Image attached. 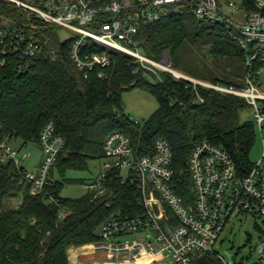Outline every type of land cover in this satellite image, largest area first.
Segmentation results:
<instances>
[{
	"label": "trees",
	"instance_id": "trees-1",
	"mask_svg": "<svg viewBox=\"0 0 264 264\" xmlns=\"http://www.w3.org/2000/svg\"><path fill=\"white\" fill-rule=\"evenodd\" d=\"M255 1L243 0L241 6L259 11ZM6 17L17 16L2 3L0 26ZM45 34L55 57L44 54L21 76L13 60L0 69V142H18L20 149L29 144L41 147V133L53 123L64 147L49 173V186L39 195H33L32 185L24 180L28 171L0 153V264H70L68 250L100 241V229L110 218L143 214L137 185L123 184L119 172L108 176L102 196L89 192L79 198L62 197L66 173L88 171L90 162L104 160L105 140L114 132L128 137L138 156L153 154L158 140L169 143L174 189L187 206L193 200L189 161L200 142L226 150L244 172L252 167L256 124L242 121V114L251 112L244 99L176 79L168 72L152 74L134 58L116 53L111 55L110 67L96 69L85 78L70 61V41L60 43L53 29ZM137 41L148 58L160 62L166 57L175 71L197 81L245 84L246 53L220 25L201 23L192 16L174 17L142 28ZM189 45L209 47L211 56L221 61L242 63L244 75L226 68L210 71L202 65L180 72L176 55ZM134 89L150 93L159 105L142 125L132 121L122 106L123 94ZM63 209L69 213L61 218ZM192 264L224 263L209 254Z\"/></svg>",
	"mask_w": 264,
	"mask_h": 264
},
{
	"label": "built area",
	"instance_id": "built-area-1",
	"mask_svg": "<svg viewBox=\"0 0 264 264\" xmlns=\"http://www.w3.org/2000/svg\"><path fill=\"white\" fill-rule=\"evenodd\" d=\"M2 3L17 17L4 18L0 26V69L13 60L16 74L21 76L44 54L55 57L45 30L55 33L61 28L70 38L61 40L55 34L60 43L70 41V61L85 78L96 69L110 67L112 54L132 57L152 74L161 70L176 79L244 99L264 144V94L258 87L264 66V0L255 1L259 11H247L232 0H0ZM180 16H192L228 31L246 53L243 87L197 81L175 71L166 57L155 62L143 53L137 41L139 31ZM40 142L45 157L39 171L27 172L24 177L32 185L33 195L44 193L49 186V173L64 147L53 123L45 126ZM0 153L18 168L29 157L19 158L20 152L5 142H0ZM104 155L103 172L87 185L88 190L95 197L104 195L108 176L119 172L123 184L137 185V201L144 212L110 218L100 229L101 240L87 245L93 253L129 264H192L202 256L216 254L224 264H230L219 252L227 225L247 218L264 224V150L260 160L244 172L223 148L209 141L197 144L189 161L193 185L189 206L175 192L174 156L167 141L158 140L153 154L138 156L129 138L114 132L105 140ZM124 170L129 171L127 177L122 175ZM152 194L158 198H150ZM68 213L63 209L60 217ZM126 236L137 239L119 240ZM257 250L264 254V243ZM258 264H264V259Z\"/></svg>",
	"mask_w": 264,
	"mask_h": 264
},
{
	"label": "rangeland",
	"instance_id": "rangeland-1",
	"mask_svg": "<svg viewBox=\"0 0 264 264\" xmlns=\"http://www.w3.org/2000/svg\"><path fill=\"white\" fill-rule=\"evenodd\" d=\"M237 5H241L243 0H232ZM55 33L58 34L61 40L70 38V33L67 30L57 28ZM176 61L180 72L184 73L189 67L201 65L208 68L210 71L215 70H232V72L241 76L245 73V67L242 63H235V61H221L211 56L209 47H202L198 45H189L183 51H180L176 55ZM236 64V66H235ZM198 73V70H194ZM162 73L161 70L157 71ZM153 81V80H152ZM258 87L264 94V66L261 69L259 75ZM122 106L124 113L129 118L140 125L143 124L157 109L158 102L156 98L150 93L141 90L134 89L130 92H125L122 96ZM242 121H253L252 112H244L242 114ZM256 141L250 152V160L252 163H256L260 160L264 144L261 136L260 129L256 126ZM16 151H20L19 158L24 155H29L25 160L21 161V166L28 172L37 173L39 166L41 165L45 154L42 146L39 147L35 144H29L27 147L20 149V144L13 143L10 145ZM104 160L92 161L89 164V170L85 172L81 171H68L65 175L68 181H66L65 188L62 192L64 198H79L90 191L87 185L92 183L103 172ZM128 170H124L122 175L127 177ZM150 198H158L157 195H149ZM137 239V236H126L119 240L121 242H127ZM264 243V224L256 222L251 218L244 220H232L226 227L222 236L219 252L228 258L229 255L236 256L235 264H258L264 259V254H259L257 248ZM81 263H91L95 261L94 257L87 256L79 259ZM165 264H171L167 261Z\"/></svg>",
	"mask_w": 264,
	"mask_h": 264
},
{
	"label": "crops",
	"instance_id": "crops-1",
	"mask_svg": "<svg viewBox=\"0 0 264 264\" xmlns=\"http://www.w3.org/2000/svg\"><path fill=\"white\" fill-rule=\"evenodd\" d=\"M84 247V248H83ZM88 246H82V247H71L68 250V258L70 264H129V263H122L121 260L118 259H109L106 257L105 254H96L93 253L91 250L87 248ZM76 256V257H75ZM91 256L95 258V261L91 263H81L79 259L81 257H87Z\"/></svg>",
	"mask_w": 264,
	"mask_h": 264
},
{
	"label": "water",
	"instance_id": "water-1",
	"mask_svg": "<svg viewBox=\"0 0 264 264\" xmlns=\"http://www.w3.org/2000/svg\"><path fill=\"white\" fill-rule=\"evenodd\" d=\"M228 261H229L230 264H235L236 256L235 255H229L228 256Z\"/></svg>",
	"mask_w": 264,
	"mask_h": 264
},
{
	"label": "bare ground",
	"instance_id": "bare-ground-1",
	"mask_svg": "<svg viewBox=\"0 0 264 264\" xmlns=\"http://www.w3.org/2000/svg\"><path fill=\"white\" fill-rule=\"evenodd\" d=\"M84 248V247H83ZM76 257V256H75Z\"/></svg>",
	"mask_w": 264,
	"mask_h": 264
}]
</instances>
